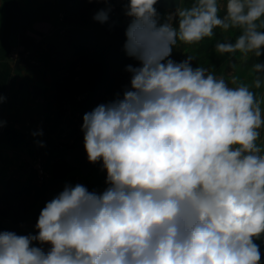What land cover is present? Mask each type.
Instances as JSON below:
<instances>
[{
	"label": "clouds",
	"instance_id": "obj_1",
	"mask_svg": "<svg viewBox=\"0 0 264 264\" xmlns=\"http://www.w3.org/2000/svg\"><path fill=\"white\" fill-rule=\"evenodd\" d=\"M97 2L106 7L93 19L107 23L112 0ZM157 2L123 4L124 51L139 66H126L122 94L83 115L87 158L102 162L106 187L66 184L40 211L37 234L0 232V264H260L264 100L193 68L190 55L170 57L178 40L195 44L216 28L241 33L217 52L264 55V0H225L222 17L220 0H179L163 23ZM253 71L260 89L264 63Z\"/></svg>",
	"mask_w": 264,
	"mask_h": 264
},
{
	"label": "crops",
	"instance_id": "obj_2",
	"mask_svg": "<svg viewBox=\"0 0 264 264\" xmlns=\"http://www.w3.org/2000/svg\"><path fill=\"white\" fill-rule=\"evenodd\" d=\"M53 2V0H0V13L4 8L5 18L4 24L0 22L2 47L0 96L4 97L7 94L15 96L12 108L6 109L2 105L3 101L0 102V121L4 122L3 126H0V208L19 206L22 202L30 205L23 215L19 216H26L25 223L14 230L20 235L30 233L35 235L38 232L33 215L39 211L44 199L38 197L35 205L34 197L38 191H44L45 200L50 198L48 192L51 181L55 178L54 160L60 156V149H63L59 143L60 136L64 139L68 137L57 132L59 119L54 123L51 121L57 105L53 100L60 96L59 87L55 89L53 86V72L60 73V66L53 67V64L65 58L57 53L59 51L55 48L57 39H46L55 20L51 18L54 14ZM192 2L193 0H182V6L188 7ZM224 3L225 0H220L221 17L225 14ZM213 32L212 37H206L191 45L178 40L176 46L180 47V52L177 57L173 58L171 55L170 58L180 62L190 55L194 57L193 68L208 69L215 77L223 78L230 87L248 85L256 93L257 99L264 100V85L260 89L253 87L255 79L253 65L264 63V55L257 58L254 53H249L245 57L238 51L221 54L216 51V44L228 41L234 43L241 34L240 30L224 31L216 28ZM261 107L264 110V103ZM71 128L73 126L68 130L71 131ZM41 130L42 136L32 135ZM260 131L263 141L264 128ZM37 141H43L45 146H38ZM63 171L65 172L63 180L73 186L77 183L83 184L90 191H102L106 187L105 177L102 179V176L95 175L88 179L69 165H65ZM11 176L16 180L11 181ZM20 185L23 186L21 192H25L24 194L18 193ZM51 188L53 190L54 186ZM31 205L34 206L33 212L30 209ZM30 215L31 217L27 219ZM14 219L15 213L4 215L0 209V221L14 222ZM10 230L14 232L12 228ZM36 246L43 247L45 251L51 247L49 244Z\"/></svg>",
	"mask_w": 264,
	"mask_h": 264
},
{
	"label": "rangeland",
	"instance_id": "obj_3",
	"mask_svg": "<svg viewBox=\"0 0 264 264\" xmlns=\"http://www.w3.org/2000/svg\"><path fill=\"white\" fill-rule=\"evenodd\" d=\"M53 1L54 14L51 15V18L55 20L52 24L53 28L46 39L56 38L55 48L59 50L57 53L65 56V58H61L60 62H54L53 64V67L60 66V73H57L58 71L53 72V86H55V89L59 87L60 96L58 99L53 100V103L57 105H55L54 117L51 121L54 123V121L59 119L57 132L61 135H68V137L64 139V137L60 136L59 143L63 149H60V156L54 160L53 165V170L55 165L60 166L62 169L60 179H58L59 186L49 190L48 195L50 198L46 200L44 191H38L34 197L35 205L36 200H39L38 197L44 199H42L43 203L39 211L33 215L35 223H37L40 211L45 204L63 191L66 184H69L63 180L65 179L63 169L67 165L66 157L68 152L73 149L85 150L84 133L81 130L83 115L91 112L102 103L112 101L118 93L122 94L123 89L129 86L130 83V73L126 71V66L130 64L139 66L138 62L128 57L124 51L125 30L130 23V18L123 11V4L127 0H112L110 18L104 24L93 19L99 9L106 7L104 3L97 2V0H92V2L90 0H78L79 3L84 1L85 6L83 9L87 10V15L84 19L67 22L65 20V7L61 0ZM156 9L160 14V22L163 23L167 14L171 12ZM3 12L4 8H2V13H0V22L4 24ZM1 48L0 46V50ZM179 52L180 47L174 46L172 51L173 58L174 56L177 57ZM4 99H7V101H3V107L6 109L12 108L15 96L7 94ZM72 126L71 132L68 129ZM95 175L102 176V179L106 178V170H103L102 163L87 178L89 179ZM11 177V181L16 180L15 177ZM61 185L62 188H60ZM21 186H19L18 193L24 194L25 192H21L23 187ZM23 197L24 195L21 196L22 199ZM28 207L30 205H25L24 202L19 206H8L6 209L2 206L0 209L4 215H14L16 212L18 214L14 222L5 221L3 223L9 229L12 228V231L16 230L17 226L25 223L26 216H19ZM30 209L33 212L34 206L31 205ZM29 217L31 215L27 219ZM14 232L18 234V231Z\"/></svg>",
	"mask_w": 264,
	"mask_h": 264
},
{
	"label": "water",
	"instance_id": "obj_4",
	"mask_svg": "<svg viewBox=\"0 0 264 264\" xmlns=\"http://www.w3.org/2000/svg\"><path fill=\"white\" fill-rule=\"evenodd\" d=\"M178 4L179 0H158L155 7L163 9L164 11H175ZM66 163L73 169L80 171L82 176L87 178L102 162L95 164L90 163L88 161L86 151L73 149L68 152ZM254 242L259 245L261 254L260 264H264V234H262L261 237L256 239Z\"/></svg>",
	"mask_w": 264,
	"mask_h": 264
},
{
	"label": "trees",
	"instance_id": "obj_5",
	"mask_svg": "<svg viewBox=\"0 0 264 264\" xmlns=\"http://www.w3.org/2000/svg\"><path fill=\"white\" fill-rule=\"evenodd\" d=\"M61 2L65 7V13H66L65 20L67 22L79 20V19L81 20L86 17L87 10L83 9L85 6L84 1L79 3L78 0H61ZM60 173H62L61 167L55 165V169H54L55 178L51 181L50 190H52L51 188L52 186H54V188L59 186L58 179H60ZM60 188H62V185L60 186ZM17 215L18 214L16 212L15 217H18ZM4 231H10V229L2 221H0V232H4Z\"/></svg>",
	"mask_w": 264,
	"mask_h": 264
},
{
	"label": "built area",
	"instance_id": "obj_6",
	"mask_svg": "<svg viewBox=\"0 0 264 264\" xmlns=\"http://www.w3.org/2000/svg\"><path fill=\"white\" fill-rule=\"evenodd\" d=\"M3 101L5 102V101H7V99H4Z\"/></svg>",
	"mask_w": 264,
	"mask_h": 264
}]
</instances>
